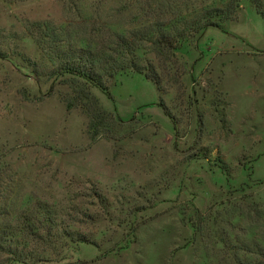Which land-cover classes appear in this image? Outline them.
I'll return each instance as SVG.
<instances>
[{
    "label": "rangeland",
    "instance_id": "374dc122",
    "mask_svg": "<svg viewBox=\"0 0 264 264\" xmlns=\"http://www.w3.org/2000/svg\"><path fill=\"white\" fill-rule=\"evenodd\" d=\"M72 1L0 0V170L24 198L89 213L78 227L88 242L59 259L14 264H207L217 229L193 237L194 209L264 204L262 17L240 0L235 19L204 28L176 51L187 72L171 109L176 128L158 104L161 97L171 107L172 93L160 95L141 73L117 74L110 96L93 88L123 122L112 139L91 140L85 116L60 99L67 85L43 76L49 64L26 32L34 21L73 22ZM114 3L102 16L126 25Z\"/></svg>",
    "mask_w": 264,
    "mask_h": 264
},
{
    "label": "trees",
    "instance_id": "16d2710c",
    "mask_svg": "<svg viewBox=\"0 0 264 264\" xmlns=\"http://www.w3.org/2000/svg\"><path fill=\"white\" fill-rule=\"evenodd\" d=\"M107 1L111 0H98L92 7L74 0L73 22L55 25L43 20L27 26V34L49 64L43 76L61 78L67 85L70 93L60 99L66 110L79 109L85 116V133L91 140L112 139V131L123 122L115 111L103 109L92 92L96 88L110 96L109 84L123 72L143 74L160 95L172 93L171 107L161 97L158 104L176 128L171 109L178 107L179 83L187 74L176 51L204 28H222L225 21L235 19L240 0H115L113 12L127 14L126 25L102 16ZM251 1L264 21V0ZM1 171L0 264L59 259L74 245L89 241L78 228L80 217L89 216L87 208L72 209L36 196L24 198L11 190L12 180ZM229 204L219 203L215 210L209 206L204 212L194 209L193 237L197 232L203 236L210 225L217 229L214 253L205 254L207 264H264V204L252 200Z\"/></svg>",
    "mask_w": 264,
    "mask_h": 264
}]
</instances>
